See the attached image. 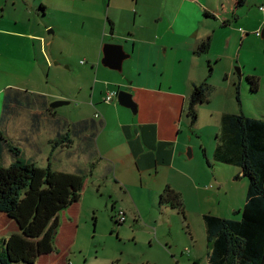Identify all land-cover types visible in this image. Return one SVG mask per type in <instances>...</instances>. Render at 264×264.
<instances>
[{
  "label": "crops",
  "instance_id": "0c3cea01",
  "mask_svg": "<svg viewBox=\"0 0 264 264\" xmlns=\"http://www.w3.org/2000/svg\"><path fill=\"white\" fill-rule=\"evenodd\" d=\"M51 1L36 2V8L45 6L41 10L43 16L51 7ZM254 1L246 0L243 6L236 8V0H57L55 7L63 18L58 24V50L66 56L63 64L73 67V55L67 56L64 45L66 39L74 37L81 43L84 39L89 41L84 46L88 49L84 52L87 65L84 63L82 68L79 67L76 59L73 63L75 71L93 76L85 99L93 107L94 115L85 114L75 121L60 115L57 109L50 111L47 108V104L50 107L53 101L71 97L35 88L41 82L40 77L34 76L32 71L25 74L16 68L18 59L29 62L30 67L35 66L39 59L47 63L44 46L53 48L54 41L40 32L28 31L27 18L31 16L16 20L13 27L0 26V58L15 64L11 68L0 62V72L4 73L0 89V125L5 126L2 114L6 91L12 88L27 92L41 100L39 105H13L6 127L11 138L17 141L24 138L27 156L38 166L53 169V164L64 163L76 155L85 156L91 170L101 169L100 179L112 185L113 191L117 192L112 209L122 207L127 212V219L132 214L138 223H141L138 210L144 204L136 197L140 196L141 190L144 192L148 180L159 181L158 195L164 193L167 187L179 192L186 212L198 214L204 219L206 214H217L214 208L221 200L222 215L230 218L244 206L241 207L235 197V189L231 194L222 190L228 184L225 174L212 177L205 169L201 177L192 173L198 172L204 165L196 159L198 155L204 153L207 157V154L204 147L199 148L196 140L193 141L191 128L199 126L191 125L188 103L195 86L213 77L220 66L229 79L235 64H240L243 45H238V39L232 44L234 34L245 32V37L264 26V16L251 9ZM6 4V0H0V21ZM12 6L16 8V0ZM29 8L35 9L34 5H29ZM239 10L244 13L241 15ZM49 30L48 33H51ZM219 36L223 38L219 39ZM208 37H212L210 50L199 54L198 46ZM34 40L40 42L39 50ZM220 40L224 43V53L215 50V44ZM105 42L125 44L131 56L124 62L123 74L102 64ZM215 63L217 67L214 68ZM210 66L213 67L212 73ZM56 82L70 88V83L63 78H56ZM23 84L28 86L23 87ZM115 86L114 89L122 88L133 94L136 111L116 101L105 102V96ZM74 88L76 85L71 86V89ZM73 94L78 96L76 91ZM85 119L93 120L96 129L72 137L73 143L66 145L67 123ZM44 129L49 132L46 148L41 137ZM45 160H48V165L43 164ZM207 164L211 166L209 159ZM75 166L74 172L86 168L80 167V164ZM239 169L235 171L236 180L243 176ZM209 180L211 185H200ZM110 194L113 198L114 194ZM152 199L153 196L150 201ZM78 203L59 215L55 244L62 232H73L74 222L66 220L67 211L74 213ZM5 217L16 224L14 228L13 225L9 227L10 221H3ZM3 224L7 227L4 228L6 233L1 234L4 237L21 233L13 219L0 213L1 230Z\"/></svg>",
  "mask_w": 264,
  "mask_h": 264
},
{
  "label": "rangeland",
  "instance_id": "374dc122",
  "mask_svg": "<svg viewBox=\"0 0 264 264\" xmlns=\"http://www.w3.org/2000/svg\"><path fill=\"white\" fill-rule=\"evenodd\" d=\"M38 1L41 0H16V8H14L12 6L14 0H6V7L3 8L5 14L0 21V26L13 27L16 20L31 16V18H27L29 20L28 31L40 32L48 40L54 41L53 48L44 46V51L48 56L47 63L45 60L39 59L35 62V66L30 67L29 62L18 59L16 68L23 70L25 74L32 71L34 76L40 77L41 82H39V85L34 86L35 88L45 89L48 92L55 91L57 95L71 97V99H66L70 101L69 104L56 108L60 115L71 121H75L85 114L92 116L94 115V109L86 99L93 76L82 75L80 72L75 71L73 63L76 59L79 67L82 68L83 65L81 64L84 63L87 65L88 59L84 52L88 49H85L84 46L89 41L84 39L81 43L80 39L74 37L66 39L64 45L67 56L73 55L71 58L73 67L70 68L66 66L67 64H63L66 62V56L58 50L60 42L58 24L63 21V18L59 16V11L55 7L57 0H47V2L51 1V7H49L45 16L41 14L40 7L36 8V2ZM252 3L251 9L263 17L264 10H261L260 6L264 4V0L261 3L257 0ZM29 5H34L35 9L29 8ZM239 12L241 15L244 13L243 10H239ZM231 27H234V25ZM49 29H54V32L48 33ZM237 29H239V26ZM263 29L264 26L245 37V32L234 34L232 44L238 39V45H243L240 64L238 62L235 64L229 79L226 78L222 66L215 72L213 77L209 78L208 81L212 87L210 102L201 104L197 123L200 129L191 128L193 141L196 140L199 148L204 147L207 154V157L204 156V153L198 155L196 159L201 160L204 165L198 172L194 173L192 171L193 175L201 177L204 169L209 170L212 177L216 174H225V182L228 180V184L222 190L231 194L235 189V197L240 201L241 207L245 205L247 199L249 180L243 176L241 179L236 180L234 175L235 171L240 170L239 167L216 161L215 151L220 145L219 136L222 130V114L224 112L245 114L249 117L264 119V37L257 34L258 31L261 30L262 32ZM218 38L222 39L223 36ZM34 42L37 43V50H39L40 42L35 40ZM215 48L218 52L224 53L222 40L215 44ZM0 62L11 68L15 66L13 61H6L3 58H0ZM58 62L59 64H57ZM215 67H217L216 63L214 64ZM3 75L4 73L0 72V89L3 87L1 86ZM250 76L258 81L259 87L256 92L252 90V84L248 80ZM56 78H63L69 82L70 88L63 87L60 83L57 84ZM23 85V87L28 86L27 84ZM72 85H76V88L71 89ZM116 87H113V89ZM74 91L78 96H74ZM114 101L119 104L118 99H114ZM48 133L44 129L41 136L45 140V148L48 146V142H46L49 137ZM198 133L200 136H198ZM207 159L210 160L211 166L207 164ZM43 164L48 165V160H45ZM75 164L86 167L83 169L87 172V178L81 200L74 208V213L70 210L67 211L68 217L66 220L74 222L73 232L68 234L62 232L59 240L56 241L55 252L40 258L39 264H195L196 262L197 264H209L208 240L204 219L200 215L186 212V210L185 219L178 210L167 205H161L160 200L163 193L161 195L157 194L159 181L151 182V180H148L144 192L141 190L140 196L136 197L138 201L144 204L137 214L141 223L136 222L133 215L129 214V220L127 219L122 225H116L111 217L112 204L115 201L117 192L113 191L112 185H108L107 182L100 179L101 169L94 170L93 168L90 172L91 167L88 160L81 155L80 157L76 155L71 159H66L61 164H53V169L74 172L76 171ZM201 183L202 187L205 184L208 186L212 184L211 180L207 183ZM215 188H218V186ZM165 189L163 192H165ZM110 193L114 194L113 198ZM152 196L153 199L150 201ZM218 201L217 207L214 208L217 214L214 215L224 217L221 210L223 202ZM0 213L6 216L5 213ZM229 217L230 219H238L241 218V213L231 214ZM3 221H10L8 223L9 227L13 225L14 228L16 225L6 217ZM5 227L6 224H3V229L0 228V237H4L1 234L6 233ZM12 234H7L6 237Z\"/></svg>",
  "mask_w": 264,
  "mask_h": 264
},
{
  "label": "trees",
  "instance_id": "16d2710c",
  "mask_svg": "<svg viewBox=\"0 0 264 264\" xmlns=\"http://www.w3.org/2000/svg\"><path fill=\"white\" fill-rule=\"evenodd\" d=\"M245 3L236 0L235 7ZM211 43L212 37H208L197 52L207 53ZM212 69L210 66V73ZM248 80L252 90L258 91V81L253 76ZM211 92L208 80L195 86L188 103L192 126L199 121V106L210 102ZM40 101L12 88L5 93V126L0 125V212L13 219L21 233L0 237V264H39L42 256L55 252L58 217L81 200L86 183L85 169L68 172L40 167L27 156L24 138L17 141L8 135L6 125L13 105L32 107ZM47 108L54 110L48 104ZM96 127L88 119L67 123L66 145L73 143L72 137ZM219 139L216 161L239 166L249 185L245 205L236 212L241 218L204 215L209 264H264V119L224 113ZM160 204L178 210L186 219L182 196L171 187L165 189Z\"/></svg>",
  "mask_w": 264,
  "mask_h": 264
},
{
  "label": "water",
  "instance_id": "95a60500",
  "mask_svg": "<svg viewBox=\"0 0 264 264\" xmlns=\"http://www.w3.org/2000/svg\"><path fill=\"white\" fill-rule=\"evenodd\" d=\"M49 32L53 33L54 30L51 29ZM262 37H264V29L262 31ZM102 53L103 57L101 59L102 64L112 70H115L119 72L120 74H123V66L124 62L130 58V54L126 50V46L124 43H112V42H105L102 47ZM118 103L120 105L130 107L133 110H137V104L133 100V94L125 91V90H120L118 92ZM70 101L68 100H56L53 101L50 104V107L52 109H56L62 105H67L69 104ZM189 157L190 154H187ZM115 224V222H114Z\"/></svg>",
  "mask_w": 264,
  "mask_h": 264
},
{
  "label": "built area",
  "instance_id": "2783aa9c",
  "mask_svg": "<svg viewBox=\"0 0 264 264\" xmlns=\"http://www.w3.org/2000/svg\"><path fill=\"white\" fill-rule=\"evenodd\" d=\"M260 9L264 10V4H262L260 6ZM257 34L261 35L262 34L261 30L258 31ZM118 92H119L118 89L110 90L108 92V94L105 96V102L112 103L114 101V99L117 98ZM115 217H116L117 220H119L120 222L124 223L127 220V213H126L125 209H123L122 207H118L115 210Z\"/></svg>",
  "mask_w": 264,
  "mask_h": 264
},
{
  "label": "flooded vegetation",
  "instance_id": "af4514ba",
  "mask_svg": "<svg viewBox=\"0 0 264 264\" xmlns=\"http://www.w3.org/2000/svg\"><path fill=\"white\" fill-rule=\"evenodd\" d=\"M112 215H114V213H112ZM116 223V225H122L123 223L122 222H120L119 220H115V219H113Z\"/></svg>",
  "mask_w": 264,
  "mask_h": 264
},
{
  "label": "clouds",
  "instance_id": "9594fccd",
  "mask_svg": "<svg viewBox=\"0 0 264 264\" xmlns=\"http://www.w3.org/2000/svg\"><path fill=\"white\" fill-rule=\"evenodd\" d=\"M119 91H120V90H119ZM117 97H118V96H117ZM116 99H117V98H116ZM116 209H117V208H115L114 211H112V213H114L113 217H114L115 220H117L116 217H115V210H116ZM126 213H127V212H126ZM126 221H127V220H126ZM126 221H125V222H126ZM125 222H124V223H125ZM46 256H47V255H46Z\"/></svg>",
  "mask_w": 264,
  "mask_h": 264
}]
</instances>
